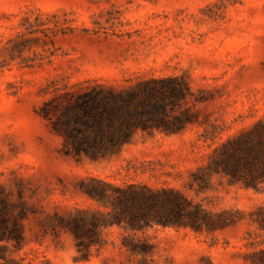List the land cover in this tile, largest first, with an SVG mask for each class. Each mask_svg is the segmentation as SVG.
<instances>
[{
    "label": "rangeland",
    "instance_id": "rangeland-1",
    "mask_svg": "<svg viewBox=\"0 0 264 264\" xmlns=\"http://www.w3.org/2000/svg\"><path fill=\"white\" fill-rule=\"evenodd\" d=\"M146 73L186 74L205 98L181 133L138 135L93 159L65 154L59 137L23 113L57 88ZM263 111L264 0H0V193L24 228L19 248L8 251L10 264H181L196 238L161 227L135 235L154 245L150 254L118 248L130 230L103 228L82 260L81 244L56 215L109 211L86 193L98 179L194 196L198 185L188 186L187 169L205 162L210 143ZM238 186L213 184L201 196L213 209L264 201V190Z\"/></svg>",
    "mask_w": 264,
    "mask_h": 264
},
{
    "label": "trees",
    "instance_id": "trees-1",
    "mask_svg": "<svg viewBox=\"0 0 264 264\" xmlns=\"http://www.w3.org/2000/svg\"><path fill=\"white\" fill-rule=\"evenodd\" d=\"M204 100L186 74L146 73L81 89L57 88L40 103L26 106L23 113L28 122L37 120L59 137L65 154L98 159L114 154L116 147L134 144L138 135L181 133L198 118ZM209 146L205 162L187 169L188 186L198 185L194 196L172 186L124 179H98L86 187L87 195L109 206V211H97L89 218L84 213L81 217L56 215L73 235L76 248L81 244V259L90 258V247L101 241L102 229L113 227L131 231L120 238L119 249L150 254L154 245L135 235L161 227L196 238L197 247L181 264H264V201L242 210L213 209L206 207L201 196L213 184L264 190V111ZM12 207L8 194L0 193V260L5 264L13 261L8 254L11 246L19 248L24 237L21 215L13 214ZM238 211L244 213H234Z\"/></svg>",
    "mask_w": 264,
    "mask_h": 264
}]
</instances>
